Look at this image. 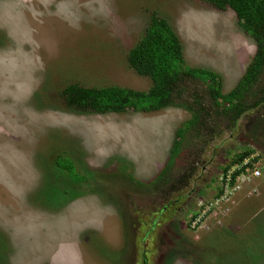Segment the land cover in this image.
I'll use <instances>...</instances> for the list:
<instances>
[{
	"label": "rangeland",
	"instance_id": "rangeland-1",
	"mask_svg": "<svg viewBox=\"0 0 264 264\" xmlns=\"http://www.w3.org/2000/svg\"><path fill=\"white\" fill-rule=\"evenodd\" d=\"M152 12L173 27L186 65L216 72L224 92L234 88L256 45L231 9L202 0H0V264H264V106L233 129L220 121L199 137L192 131L156 186L189 112L66 105L73 82L150 88L126 56ZM67 161L80 179L60 167Z\"/></svg>",
	"mask_w": 264,
	"mask_h": 264
},
{
	"label": "trees",
	"instance_id": "trees-1",
	"mask_svg": "<svg viewBox=\"0 0 264 264\" xmlns=\"http://www.w3.org/2000/svg\"><path fill=\"white\" fill-rule=\"evenodd\" d=\"M202 1L218 10H233L239 27L256 45L252 60L230 91H223L222 80L216 72L185 64L178 35L166 19L153 12L142 36L126 56L130 68L138 75L150 79L151 86L148 90L138 91L119 86L85 87L76 82L63 89L67 107L81 112L105 114L133 110L148 113L168 107H180L190 113V118L182 126H178L174 133L169 158L154 180L156 186L165 185L166 175L180 146L192 131L199 137L209 123L213 130L214 124L220 121L226 123L225 129H233L246 113L264 106V0ZM189 83L195 87H186ZM202 85L205 92L200 89ZM248 98L253 99L252 104L248 102ZM251 151L245 150L236 161L227 164L223 168L224 177L227 178L233 165L253 153ZM257 161L258 158L255 157L247 166ZM247 166H240L230 174L229 185H234L236 177L245 173ZM60 167L67 170L72 181L77 179L75 176L80 179L74 171L72 161H67ZM149 185L153 186V183L150 181ZM222 193L223 190H220L218 195Z\"/></svg>",
	"mask_w": 264,
	"mask_h": 264
},
{
	"label": "clouds",
	"instance_id": "clouds-1",
	"mask_svg": "<svg viewBox=\"0 0 264 264\" xmlns=\"http://www.w3.org/2000/svg\"><path fill=\"white\" fill-rule=\"evenodd\" d=\"M250 155H252V153L250 154ZM249 155V156H250ZM249 156H247V157H249ZM247 157H245L243 160H242V162L247 158ZM253 159V158H252ZM249 163H246V164H244V166H247ZM229 171H231V170H229ZM228 171V172H229ZM252 177V176H251ZM256 178H258V177H256ZM252 179H254L253 177H252ZM228 180H230V177L228 176ZM229 184V183H228ZM227 187V186H226ZM224 191H225V189L223 190V193L222 194H220V195H218L217 197H220V196H222L223 194H224ZM228 195H229V192H228Z\"/></svg>",
	"mask_w": 264,
	"mask_h": 264
},
{
	"label": "built area",
	"instance_id": "built-area-1",
	"mask_svg": "<svg viewBox=\"0 0 264 264\" xmlns=\"http://www.w3.org/2000/svg\"><path fill=\"white\" fill-rule=\"evenodd\" d=\"M246 163H248V160H246ZM252 177L253 178L260 177V171H259V169L254 170Z\"/></svg>",
	"mask_w": 264,
	"mask_h": 264
}]
</instances>
